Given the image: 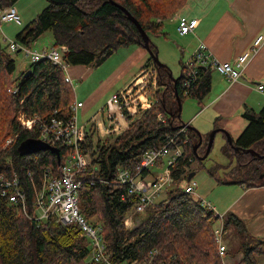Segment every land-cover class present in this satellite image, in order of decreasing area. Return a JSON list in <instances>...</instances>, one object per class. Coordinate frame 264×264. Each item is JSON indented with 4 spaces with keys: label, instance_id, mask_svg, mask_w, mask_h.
I'll return each mask as SVG.
<instances>
[{
    "label": "trees",
    "instance_id": "trees-1",
    "mask_svg": "<svg viewBox=\"0 0 264 264\" xmlns=\"http://www.w3.org/2000/svg\"><path fill=\"white\" fill-rule=\"evenodd\" d=\"M113 1L128 9L150 37L166 35L165 22L188 2ZM17 2L0 0V9ZM49 30L55 46H68L64 58L70 65L99 66L121 47H144L145 43L137 25L111 0H47V6L16 34V41L32 46ZM150 47L158 54L152 38ZM150 64L158 70L161 85L154 94L153 106L122 134L101 140L95 146L89 136L88 144L83 146V151L91 150L94 162L82 176L85 181L80 189L81 211L90 223L103 226V238L114 263L140 262L150 250L158 248L162 256H176L188 264H224L214 237L219 215L204 205L201 198L184 189L192 172L197 174L198 170L206 168L205 159L198 158L193 150L199 135L191 128H187L186 134H178L185 156L176 168H172L174 188L165 199L148 208L134 229L125 226L124 220L137 205L138 196L128 195V187L118 180L119 170H135L147 150L160 147L169 135L177 134L181 124L178 125L176 120L181 117L176 116L179 107L176 90L182 105L185 98L190 97L203 106L202 101L212 85L211 68L199 66V80L193 93L187 95L183 91L184 61L180 60L181 74L176 83L170 77L168 65L157 66L150 55L142 69ZM16 68V59L0 36V176L20 175L22 188L28 196L27 210H24L21 205L10 202L0 190V264H91L88 261L90 241L77 224L63 225L55 218L42 221L34 218L38 214L36 191L43 184L46 168L58 170L57 155L50 150L31 154H21L19 150L24 140L39 139L40 136L38 128H22L17 118L18 110L24 108L28 113L42 117L49 116L54 110L68 112L75 100V92L66 81L63 68L51 60L30 63L15 78ZM243 116L248 120L247 127L233 144L227 140L222 146L223 153L235 162L229 173L241 177L222 181L215 169L224 165L217 163L216 168L206 170L222 183L264 185V157L245 152L252 148L264 155V105L257 111L246 109ZM10 138L13 141L7 144ZM209 139L210 134H203V143L198 148L201 155L205 154ZM59 148L64 162L70 149ZM188 158H193V162ZM224 221L228 228L235 229L241 240L237 251L228 249L225 254L242 253L237 264H257L258 256H264V239L253 236L246 222L233 212L225 213Z\"/></svg>",
    "mask_w": 264,
    "mask_h": 264
},
{
    "label": "built area",
    "instance_id": "built-area-1",
    "mask_svg": "<svg viewBox=\"0 0 264 264\" xmlns=\"http://www.w3.org/2000/svg\"><path fill=\"white\" fill-rule=\"evenodd\" d=\"M5 22L21 24V16L15 5L0 9V26ZM197 23V18L181 16L178 23L179 34L192 33ZM263 42L264 35L261 34L254 40L250 49L237 56L233 61L225 62L220 61L204 42H200L191 56L184 61L186 73L183 83L184 93L187 95L193 93L192 89L199 80V66L210 67L219 71L229 80L237 81ZM32 46L24 45L18 41H11L9 44L11 50L23 51L30 58V63L48 59L54 64L60 65L64 70L66 81L71 84L74 90L75 79L70 73L71 65L64 58L69 51L68 46L61 44L42 50L34 49ZM145 72L144 69L141 73ZM152 77H154L152 82L149 80L142 82V78H139L113 94L104 107L98 109L84 122L79 121L78 112L84 108L85 103L77 99L74 100L68 112L54 110L47 117H42L37 113L30 114L24 108H20L17 112L18 121L24 130L38 128L39 139L42 141L52 146H64L70 149L66 160L61 161L57 171L50 167L44 170L43 184L35 194L38 214L34 218L39 221L55 218L63 225L77 224L90 241L91 256L95 264L117 263L111 260L107 251V245L103 238V226L90 223L80 208V189L85 181L82 176L86 173L88 166L94 162L91 150L83 151V146L88 144L89 136L92 137L95 146L101 140L104 141L108 137L122 134L132 122L150 109L153 105L154 94L161 86L158 83L157 69L154 75L152 73ZM139 84L140 86H138ZM258 89L264 92V84H259ZM133 91L135 94L132 95ZM186 131L187 127L179 128L177 134L169 135L166 142L160 147L147 150L135 170H119L118 180L128 187V195L138 196L137 205L124 220L127 229H134L139 218L146 213L148 208L160 202L157 201V198L163 190L173 186L172 168H176L185 156L184 147L178 142V134H186ZM12 141L13 138L8 143ZM188 161L193 162V158H188ZM156 166L163 169V172L158 176L152 172ZM197 186L198 183L192 178L186 184L185 192L196 195ZM0 190L10 202L21 205L24 210H27L28 196L22 188L20 175L16 173L8 177L1 175ZM202 202L219 215V223L215 226L214 237L220 254L224 256L227 251L226 235L229 233V228L224 221V214L218 213L210 202L204 199ZM132 264L188 263L176 256H162L161 250L154 248L149 251L144 260Z\"/></svg>",
    "mask_w": 264,
    "mask_h": 264
},
{
    "label": "crops",
    "instance_id": "crops-1",
    "mask_svg": "<svg viewBox=\"0 0 264 264\" xmlns=\"http://www.w3.org/2000/svg\"><path fill=\"white\" fill-rule=\"evenodd\" d=\"M181 16L198 19L192 33L180 35L177 31L180 38L183 37L182 40L188 51L184 61L191 56L200 42H204L220 61H233L251 48L257 36L264 35V0H188L185 7L170 20L178 24ZM132 49L135 54L134 61L122 66L123 76L129 73L135 64L143 62L148 53L144 47L138 45H134ZM29 65L27 64L25 70ZM142 66L122 89L134 83L135 78L145 69H142ZM72 68L75 71L74 73L71 71L74 79H82L85 71H80V66ZM211 70V90L204 97L203 106L198 103L199 108L195 109V114L188 115L187 123L195 126L203 134H207L218 126L236 140L248 125V120L243 116L244 111L248 108L257 111L264 105V92L258 89L259 84H264V42L237 81H231L219 71ZM115 84H118V80L112 81L110 77L108 85ZM98 97L97 93L91 94L84 101L85 106L82 109L84 117L90 118L101 108V105L106 103L99 105ZM220 132L227 141L224 135L226 133ZM198 180L196 194L198 198L212 205L210 196L218 192L215 206H213L215 210L222 211V214L235 213L246 222L253 236L264 239V185L222 183L216 176L207 172L200 174ZM168 192L169 190L163 199L167 197ZM229 233L227 240L230 246L235 248L234 251H237L240 241L237 236L231 235V228ZM225 256L224 264H237L243 254L237 253L236 256H227L226 259ZM257 264H264V256H258Z\"/></svg>",
    "mask_w": 264,
    "mask_h": 264
},
{
    "label": "rangeland",
    "instance_id": "rangeland-1",
    "mask_svg": "<svg viewBox=\"0 0 264 264\" xmlns=\"http://www.w3.org/2000/svg\"><path fill=\"white\" fill-rule=\"evenodd\" d=\"M15 6L21 16V24H17L15 22L3 23L0 26V36L2 38L3 44L7 47V50L16 59L17 68L14 74V77L16 78V77H19L23 71H25L27 64L29 65L30 58H28L26 54L21 50H17V51L11 50L9 48V44L11 41H16V34L22 29V27L25 26L27 23H29L32 19H34L47 6V0H18ZM178 13L179 11L176 14ZM174 16H172L171 18H173ZM171 18L168 19L169 21L167 20L165 22V32L167 34L163 36H151V38L158 47L159 59L170 67L173 76L177 78L181 73L180 60L182 61L185 60V58L187 57L188 51L182 40L183 37L180 38L179 34L177 33L178 24L174 21H171L170 20ZM54 46L55 45H54V39L52 36V32L49 30V31L44 32L40 36V38L33 44L32 47L37 50H42L43 48H52ZM133 47L134 45L121 47L99 66L86 67L84 65H71L70 67L71 75H72V72L73 73L75 72L72 68L75 66H80V71H85V74L82 77V79L77 78L76 80H74V83H73L74 90H75L74 99L81 100L84 102L85 100H87L89 95L97 93L99 94L98 104L101 105L102 103L107 102L106 100L109 97H111L113 94L119 92L122 89V87L127 82H129L140 71L141 66L143 65V63H145L148 60L150 56L148 52L143 62H141L140 64H135L130 70V72L127 73L125 76H123L122 66L133 63L132 61H134L135 54L133 53V50H134L132 49ZM135 48H137V46ZM145 71H146L145 73H141L140 75H138L134 81H136L139 78H142V82H146L147 80L152 82L154 80L153 79L154 77H152V73L153 75L156 73L155 66L150 64L149 66L145 67ZM110 77L112 78V81L118 80V84L108 85V80ZM140 84L138 86H140ZM134 88L136 89V87ZM103 93L105 94L102 95ZM133 94H135V91H133L132 95ZM197 104L198 102L196 99H193L190 97L185 98L183 105H182L181 118H177L176 123L179 125V124H182L183 121L187 122L188 115L192 113L194 115L196 112L195 109L197 110V108H199L197 107ZM104 105L105 103L101 105L100 107H104ZM82 114H83L82 110L80 109L78 112V118L80 122H84L89 119L88 116L84 117ZM212 130H210L207 134H205V136L210 134ZM112 137L115 138V136H112ZM8 141H7V144L10 143V142L8 143ZM225 142H226V139L223 137L222 133L221 132L217 133L215 137V141L213 143L212 150L210 151L208 158L204 160V165L206 168L205 169L202 168L203 170L202 169L198 170L197 174L193 178L198 184H199L198 179H199L200 174H202L203 172L209 173L207 170L213 167L216 168L217 164L224 165L220 168L217 167L215 169V174L222 181L224 182L234 181L236 178L241 177L240 174L232 175L229 173V171L233 168L235 162L232 163L231 159L223 153L222 146L224 145ZM196 165L197 163L195 162L194 166ZM228 165H231V167ZM152 172L153 174H155V176H158L163 172V169L160 166H156L153 168ZM186 184L187 183H185V185ZM171 188H174V186L165 188L163 192L157 198V201H161L165 193L167 192V190H170ZM217 193L218 192L214 194L212 193L210 196L209 200L212 202V206H215V203H216L215 198L217 197ZM195 197L198 198L197 195H195ZM217 212L218 213L221 212L222 214V211H217ZM141 220H142V216L139 218L138 222H140ZM218 223L219 221H217L216 224ZM214 230H215V227H214ZM231 232H232L231 235L234 234L235 236H237L239 241H241L239 235L235 232V229L232 230L231 228ZM228 236H230V233L226 235V240ZM226 243H227V250L228 249L235 250V248L230 246L229 240H227ZM225 255H224L225 259L227 256H230L228 254H225ZM88 261L91 262V264H95V263H92L93 260H92L91 255Z\"/></svg>",
    "mask_w": 264,
    "mask_h": 264
},
{
    "label": "water",
    "instance_id": "water-1",
    "mask_svg": "<svg viewBox=\"0 0 264 264\" xmlns=\"http://www.w3.org/2000/svg\"><path fill=\"white\" fill-rule=\"evenodd\" d=\"M111 2L115 3L116 5H118L119 7H121L125 13L128 15V17L137 25V27L139 28L141 34L143 35V38H144V47L145 49L149 52V54L151 55V57L153 58L154 60V63L157 65V66H162V67H165V63H163L160 59H159V56L158 54H155L153 52V50L151 49L150 47V41H151V37L149 36V34L144 30V28L142 27L141 23L137 20V18H135L132 13L126 9L124 6L114 2L113 0H111ZM30 73V70L26 73L28 74ZM170 77H172L174 79V82L176 83L177 81V78H175L172 74V72L170 71ZM176 96H177V99H178V104H179V107H178V110H177V113H176V116L177 117H181V112H182V102H181V99L179 97V94H178V91L176 90L175 92ZM174 117V116H173ZM182 127H187V128H191L193 130H195L198 135H199V141L194 145L193 147V150L196 154V156L198 158H200L201 160H204L208 157L211 149H212V146H213V143L215 141V137H216V134L220 131H223L224 133H226L227 135V140L233 144V138L230 136V134L222 129V128H215L211 131L210 133V139H209V142H208V147H207V150L205 152L204 155H201L199 152H198V148L199 146L203 143V135L201 133V131L199 129H197L195 126L193 125H190V123H182L180 125V128ZM235 148L237 150H241L240 147L238 146H235ZM19 150L21 152V154H31V153H35V152H38V151H42V150H50L52 153H55L57 155V160L59 162V164L61 163L62 159H61V152H60V148L57 147V146H52L51 144L47 143V142H44L42 141L41 139H32V138H28L26 140H24L20 146H19ZM245 152H249V153H252L254 156L256 157H264V155H261L259 152H257L256 150L252 149V148H249V149H246ZM196 175L195 172H192L189 177H188V180H191L194 176Z\"/></svg>",
    "mask_w": 264,
    "mask_h": 264
}]
</instances>
